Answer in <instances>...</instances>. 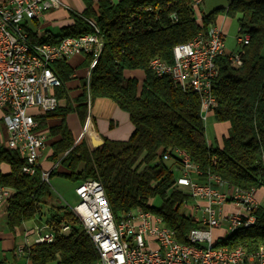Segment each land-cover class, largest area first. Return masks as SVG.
Instances as JSON below:
<instances>
[{
  "label": "trees",
  "instance_id": "obj_1",
  "mask_svg": "<svg viewBox=\"0 0 264 264\" xmlns=\"http://www.w3.org/2000/svg\"><path fill=\"white\" fill-rule=\"evenodd\" d=\"M192 0H84L85 10L72 14L73 24L56 36L40 38L28 30L30 40L37 44L60 43L64 38L93 33L88 19H93L103 36V50L90 76L92 101L109 99L128 113L134 132L127 141L103 139L94 149L89 140L75 144L74 133L67 125V115L74 111L84 124L87 117V81L81 80L82 94L70 103L67 90L59 88L56 95L65 100L59 107L37 117L39 129L47 130L53 142L47 161L55 166L50 178L61 176L82 183L100 182L116 219L143 209L160 216L176 234L178 241L188 243V235L198 228L195 218L182 213L188 194L176 189L173 152L187 153L201 172L200 181L218 175L243 190L264 189V0H228L226 7L202 15L198 22L191 7ZM172 15L177 20L172 19ZM236 20L239 36L248 35L243 66L232 67L225 57L219 59L220 74L213 94L217 108L213 117L218 124L229 127L228 135L209 145L201 117V103L194 92H186L167 77H157L149 69L150 61L160 57L173 60V48L191 41L208 26L217 24L218 16ZM35 26H38L36 21ZM90 66L91 56H84ZM63 85L72 79L74 69L67 62L53 66ZM143 74V79L129 75ZM50 121H58L49 125ZM2 126L4 123L2 121ZM170 154L172 162L163 157ZM24 159L16 150L0 142V186L10 188L13 196L6 212V222L14 232L23 224L41 219L43 207L49 206V184L41 180L40 166L34 177L24 176ZM160 201L159 206H154ZM52 209V210H51ZM62 221L48 222L55 232L51 244L34 243L25 250L31 264H93L98 253L82 222L71 210L61 208ZM256 225L236 232L218 246H242L249 252L264 245V206L256 212ZM69 226L61 232L63 226Z\"/></svg>",
  "mask_w": 264,
  "mask_h": 264
},
{
  "label": "built area",
  "instance_id": "obj_2",
  "mask_svg": "<svg viewBox=\"0 0 264 264\" xmlns=\"http://www.w3.org/2000/svg\"><path fill=\"white\" fill-rule=\"evenodd\" d=\"M203 2H191L198 22H201L199 8ZM65 7L62 0H0V122L3 121L7 132L5 146L18 151L24 159L21 169L24 176L37 175L50 137L47 130L39 129L37 117L55 111L60 105L55 92L63 83L53 69L56 63L69 62L76 56L92 57L87 75L89 111L92 104L90 76L103 50V37L81 35L64 38L57 44H37L30 40L31 24L47 12ZM172 19L177 17L172 15ZM87 22L97 25L93 19ZM249 38L239 36V50L228 53L223 27L210 25L191 41L176 45L172 63L155 57L149 69L157 77L172 79L182 90L196 93L205 122L217 108L213 88L220 74L219 59L225 57L232 67L240 68ZM90 130L88 117L76 144ZM173 155L179 159L173 169L176 189L184 190L189 197L183 203L182 213L195 218L199 225L190 231L188 243L178 241L162 218L150 211L139 208L116 219L103 185L87 180L76 188L79 202L71 211L81 220L95 245L97 264H264V245L251 252L242 246L216 247V240L229 230L256 225V212L261 207L256 190H242L218 175H209L202 182L201 172L186 152L175 150ZM163 160L172 162L173 158L166 154ZM51 171H41L43 182L49 184ZM12 196L10 188L0 186L1 212H7ZM68 229L69 226H63L61 232ZM36 235L38 244H51L52 238H56L49 222L36 229ZM31 246L27 242L17 253L25 255Z\"/></svg>",
  "mask_w": 264,
  "mask_h": 264
},
{
  "label": "crops",
  "instance_id": "obj_3",
  "mask_svg": "<svg viewBox=\"0 0 264 264\" xmlns=\"http://www.w3.org/2000/svg\"><path fill=\"white\" fill-rule=\"evenodd\" d=\"M62 1L66 5L65 8L55 9V10H51L47 12L44 15V17L38 21L37 27L35 26L34 23L30 25L31 29L35 30L38 33V36L40 38H46L48 36L58 35L60 31L57 34H55L51 31V29L48 28V26L57 25L60 28V30L64 27L71 26L73 24L72 14L80 15L85 10L84 0H62ZM92 1H93V7L97 9L99 0H92ZM111 1L114 4H117L119 2V0H111ZM41 22L44 24L41 25ZM217 24H219L218 21H217ZM42 28H45L43 35L40 34V30ZM67 63L74 69V74L72 76V79L69 82H67L65 85H63V87L67 90L70 103L72 104L73 107H76L77 104L75 103V99L82 94L81 80L84 79L87 81L89 66L86 65L84 56H76ZM84 66L86 67V74L83 77L78 74V69ZM138 73L139 72H134L129 75L136 76L140 79H143V75L142 74L138 75ZM66 104L67 102L64 99L60 100L61 106H65ZM87 110L88 111H87L86 120L88 117H90L91 130H90V134H88L84 139L89 140V142H90L91 136H96L100 141H103V139L105 138L110 139V140H115V141H127L134 132V126L130 120L128 113L121 110L119 107H117V105L114 102H112L109 99H101V98L96 99L95 101H92L90 111L88 107H87ZM66 121H67V125L69 129L75 135V138H76L75 144H76L79 137L81 136L83 132L85 122L84 124H82L79 120L77 113L74 111L70 112L67 115ZM1 123L2 121L0 122V126H1ZM57 123L58 121H50L49 125H55ZM216 125H217V136H216L215 142L218 143L222 140L224 136L228 135L229 127L227 125L218 124V123ZM5 140H6L5 137L0 136L1 143L4 144ZM52 142H53V139L49 137V141H48L46 148L48 147L50 148ZM208 144L213 145L209 141H208ZM43 153H42V156H43ZM46 164H47L46 168H50L49 170H53V168L55 167L51 165L47 161V159H46ZM40 165L44 169L42 163H40ZM261 190L264 191V189H261ZM258 192L259 191H256L255 195H256V198L261 203V199L257 195ZM43 216L41 217V219L33 220V221L23 224L22 226L18 227L14 232H12L9 230L7 226L6 213H3L0 211V221L1 220L5 221L6 229L9 230V233L13 238V243L7 245L2 251H0V264H9L8 259H7V254H6V252H8L9 250L12 252L14 256V264H27L28 262H30L27 260L24 254L22 255L15 254L16 249H17L16 239L21 238L23 240V245L21 247H18V249L23 248L27 242L30 245H33L37 238L36 229L42 228L46 223H48V221L46 222L43 221ZM28 223H32V226H29ZM32 237L35 238L34 241H32L31 239ZM0 240L2 239L0 238Z\"/></svg>",
  "mask_w": 264,
  "mask_h": 264
},
{
  "label": "rangeland",
  "instance_id": "obj_4",
  "mask_svg": "<svg viewBox=\"0 0 264 264\" xmlns=\"http://www.w3.org/2000/svg\"><path fill=\"white\" fill-rule=\"evenodd\" d=\"M228 5V0H204L203 4L200 6L199 11L201 15H207L211 13L212 11L226 7ZM218 23L223 27V30L226 34L225 39V46H226V52H237L239 50V46L237 44V38L239 37V27L236 20H232L230 18H227L226 16H218L217 19ZM44 23L41 22V25ZM33 28V26H32ZM49 29L55 34H57L60 31V28L56 25H49ZM45 31V28H42L40 30V34L43 35ZM263 55H264V49H263ZM78 74L80 76H85L86 74V67H80L78 69ZM142 74V73H138ZM143 75V74H142ZM205 128H206V137L207 140L215 145L216 136H217V122L215 121L213 115H209L207 120L204 122ZM0 136L5 137L7 136L6 128L5 126H0ZM51 150L50 148H46V150L43 153V156L40 158V163H42L44 170L48 171L50 168H46V159L48 158ZM79 182L73 181L61 176H54L50 178L49 182V188L51 192V196L48 198L49 206H54L56 208V211L54 213H59L61 208H67L68 210L73 209L79 202V199L76 195V188L79 186ZM258 197L261 199V205L264 206V191L259 190ZM191 205L194 204L193 201H191ZM154 206H159L160 201H155ZM44 210V216L43 221L46 222L51 218V213L48 212V207H43ZM52 210V209H51ZM29 226H32V223H28ZM0 251H2L7 245L13 243V238L9 233V230L6 229V223L4 220L0 221ZM222 238V236L220 237ZM32 241L35 240L34 237L31 238ZM11 240V241H10ZM219 239L216 240V242ZM17 242V249L15 254H18V247H21L23 245V240L21 238L16 239ZM7 259L9 264H14V256L12 252L9 250L6 252Z\"/></svg>",
  "mask_w": 264,
  "mask_h": 264
},
{
  "label": "bare ground",
  "instance_id": "obj_5",
  "mask_svg": "<svg viewBox=\"0 0 264 264\" xmlns=\"http://www.w3.org/2000/svg\"><path fill=\"white\" fill-rule=\"evenodd\" d=\"M91 26H92L94 32L93 33H90V34H85V35H96V37H103L100 29L95 24H92L91 23ZM249 43H250V38H249V41H248V45H249ZM242 66H243V59H242V62H241V67ZM253 226H254V224H246L245 225V229L252 228ZM242 229H244V228H233V229H231V230L228 231L227 235H223L222 238H220L219 240L230 239L236 232H238V231H240ZM55 239L56 238H52V243L55 241ZM217 242H216V247H224V246H218L217 245ZM93 264H97V261L95 263H93Z\"/></svg>",
  "mask_w": 264,
  "mask_h": 264
},
{
  "label": "water",
  "instance_id": "obj_6",
  "mask_svg": "<svg viewBox=\"0 0 264 264\" xmlns=\"http://www.w3.org/2000/svg\"><path fill=\"white\" fill-rule=\"evenodd\" d=\"M90 142L94 149L99 148L102 145V141H100L96 136H91ZM52 218H56L59 222L62 221V216L59 213H54Z\"/></svg>",
  "mask_w": 264,
  "mask_h": 264
}]
</instances>
